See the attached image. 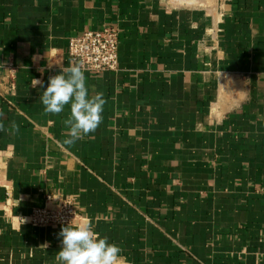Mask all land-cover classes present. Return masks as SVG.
I'll use <instances>...</instances> for the list:
<instances>
[{
  "label": "crops",
  "instance_id": "0c3cea01",
  "mask_svg": "<svg viewBox=\"0 0 264 264\" xmlns=\"http://www.w3.org/2000/svg\"><path fill=\"white\" fill-rule=\"evenodd\" d=\"M107 25L117 69H84L103 122L65 145L70 107L40 96L74 64L70 38ZM8 63L0 264H58L67 225L19 221L48 195L73 197L120 264H264V0H0Z\"/></svg>",
  "mask_w": 264,
  "mask_h": 264
},
{
  "label": "clouds",
  "instance_id": "9594fccd",
  "mask_svg": "<svg viewBox=\"0 0 264 264\" xmlns=\"http://www.w3.org/2000/svg\"><path fill=\"white\" fill-rule=\"evenodd\" d=\"M32 85L44 86L43 81L37 79L32 80ZM40 101L46 114L59 115L66 106L70 107V115L63 120L67 129L63 143L68 146L94 133L103 122L102 113L106 104L104 93L90 95L81 64L62 67L59 74L49 77ZM3 115L0 112V117ZM11 127L19 131L15 122ZM4 130L5 126L0 123V131ZM72 221L62 227L59 233L62 248L55 257L58 264H120L123 250L119 245L110 243L107 236L101 237L90 221L79 224Z\"/></svg>",
  "mask_w": 264,
  "mask_h": 264
},
{
  "label": "built area",
  "instance_id": "2783aa9c",
  "mask_svg": "<svg viewBox=\"0 0 264 264\" xmlns=\"http://www.w3.org/2000/svg\"><path fill=\"white\" fill-rule=\"evenodd\" d=\"M120 32L115 26L90 29L73 36L69 41V54L74 64L96 73L113 71L119 62ZM4 74L0 76V95H13L16 90V66L13 63L0 65ZM76 201L70 196L48 195L46 204L35 208L29 215L20 216L21 223L33 226L75 224L81 219Z\"/></svg>",
  "mask_w": 264,
  "mask_h": 264
},
{
  "label": "bare ground",
  "instance_id": "6f19581e",
  "mask_svg": "<svg viewBox=\"0 0 264 264\" xmlns=\"http://www.w3.org/2000/svg\"><path fill=\"white\" fill-rule=\"evenodd\" d=\"M189 1V0H188ZM190 2H192V1H190Z\"/></svg>",
  "mask_w": 264,
  "mask_h": 264
},
{
  "label": "rangeland",
  "instance_id": "374dc122",
  "mask_svg": "<svg viewBox=\"0 0 264 264\" xmlns=\"http://www.w3.org/2000/svg\"><path fill=\"white\" fill-rule=\"evenodd\" d=\"M173 1H175V0H173Z\"/></svg>",
  "mask_w": 264,
  "mask_h": 264
}]
</instances>
